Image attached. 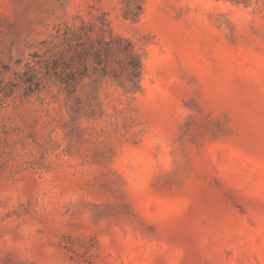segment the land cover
I'll list each match as a JSON object with an SVG mask.
<instances>
[{
	"label": "rangeland",
	"instance_id": "rangeland-1",
	"mask_svg": "<svg viewBox=\"0 0 264 264\" xmlns=\"http://www.w3.org/2000/svg\"><path fill=\"white\" fill-rule=\"evenodd\" d=\"M105 14L140 90L27 96L42 42ZM0 80V264H264V0H0Z\"/></svg>",
	"mask_w": 264,
	"mask_h": 264
},
{
	"label": "trees",
	"instance_id": "trees-1",
	"mask_svg": "<svg viewBox=\"0 0 264 264\" xmlns=\"http://www.w3.org/2000/svg\"><path fill=\"white\" fill-rule=\"evenodd\" d=\"M42 45L47 48L31 54L21 75L27 96L40 91L49 79L73 92L78 82L91 73L115 80L123 75L140 90L142 55L131 40L113 34L106 14L92 23L80 20L76 25L61 26L53 42L49 45L44 41ZM15 87L0 80L2 98L11 97Z\"/></svg>",
	"mask_w": 264,
	"mask_h": 264
}]
</instances>
